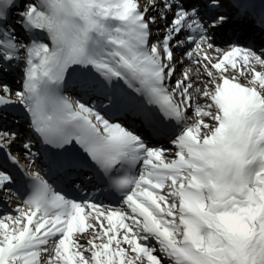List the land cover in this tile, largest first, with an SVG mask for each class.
I'll use <instances>...</instances> for the list:
<instances>
[{
  "label": "snow or ice",
  "instance_id": "1",
  "mask_svg": "<svg viewBox=\"0 0 264 264\" xmlns=\"http://www.w3.org/2000/svg\"><path fill=\"white\" fill-rule=\"evenodd\" d=\"M0 205V264H264V0H0Z\"/></svg>",
  "mask_w": 264,
  "mask_h": 264
}]
</instances>
